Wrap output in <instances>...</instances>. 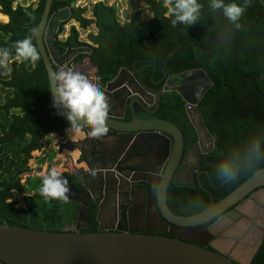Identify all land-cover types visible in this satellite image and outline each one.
Returning a JSON list of instances; mask_svg holds the SVG:
<instances>
[{"label":"trees","instance_id":"obj_1","mask_svg":"<svg viewBox=\"0 0 264 264\" xmlns=\"http://www.w3.org/2000/svg\"><path fill=\"white\" fill-rule=\"evenodd\" d=\"M79 0H52L49 10L54 43L59 53L69 48L88 47L90 53H78L73 61L88 58L97 68L100 84L112 80L125 68L147 86L161 90L168 75L202 69L212 82L198 101L204 124L213 137V150L202 155L195 172V186L167 188V204L172 212L182 216L196 214L215 203L243 183L253 172L264 167V159L242 169L235 181L221 183L215 166L222 155L241 149L252 136L264 138V6L259 0H249L239 20L240 29L208 7V0H198L202 7L198 21L192 25L178 23L173 27L167 16L165 0H143L149 16L140 10L130 19L120 22L117 9L104 2L90 9L77 5ZM14 0H0V48L9 49L7 64L0 72V223L47 232H64L77 218L78 204L68 200L45 201L38 189L42 160L38 171L30 168L46 153L50 137L63 139L71 129L50 108L47 72L40 59H15L14 42L31 37L36 47L34 28L40 21L45 0L33 4L14 5ZM243 3V0H237ZM90 13L88 16L87 13ZM70 21L81 30L90 27L86 40L79 29L71 26L68 35L64 27ZM37 48V47H36ZM38 50V49H37ZM40 55V53H39ZM1 71V70H0ZM148 114L140 105L134 111L140 118H160L176 124L184 138V148L197 140V134L185 111V102L176 92L162 93L158 104ZM132 119L127 113L125 120ZM25 189L31 190L24 193ZM23 193L24 207L12 200V192ZM230 209V208H229ZM95 212L90 221L95 224ZM218 217L211 220L213 223ZM91 229L81 233L94 232ZM211 249V248H210ZM249 264H264V236Z\"/></svg>","mask_w":264,"mask_h":264},{"label":"water","instance_id":"obj_2","mask_svg":"<svg viewBox=\"0 0 264 264\" xmlns=\"http://www.w3.org/2000/svg\"><path fill=\"white\" fill-rule=\"evenodd\" d=\"M264 6V0H259ZM52 0H45L40 21L34 28L36 47L44 63L50 89L49 107L57 116L66 121L58 107H53L50 73L60 69L79 71L94 82L97 68L88 58L77 63L73 58L78 53L89 54L88 47L69 48L63 54L55 47V30H51L49 10ZM88 63L94 73L83 71ZM139 77V72L136 71ZM93 77V78H92ZM137 77V78H138ZM132 72L121 68L118 74L104 85L99 84L110 107L116 106L120 112L109 110L106 117L107 134L92 138L87 126L82 125L79 133L82 138L74 143L76 150L87 154L84 161L86 174H95L111 162L115 171L141 172V175L157 177L156 191L152 193L155 210L162 226L178 230V238L148 235L126 231H97L81 233L74 227L81 213L90 212L88 202L78 197L69 196L78 202L79 211L75 225L65 228L64 232H47L11 226L0 223V264H249L260 246L264 228L252 254L245 262H240L215 249H209L200 239L210 240L213 236L209 222L229 208L239 206L249 198L252 192L264 187V167L256 170L243 183L221 200L211 203L206 209L188 216L175 214L167 204V188L171 180L175 186H195V172L202 155L213 150V137L208 132L203 115L197 107L198 101L212 85L202 69L188 70L177 75H168L161 90L153 89ZM177 78V80H175ZM174 83L173 85H171ZM164 92H176L185 102V111L197 134V140L186 152H183L184 138L180 128L165 119L140 118L134 111L133 103L140 105L147 113H153L147 106L158 104ZM129 100L132 111L130 121H122L125 101ZM86 147V150L83 149ZM89 146V148H88ZM193 148V150H192ZM129 159L143 162L148 166L133 167ZM105 162V163H104ZM96 163V164H95ZM180 169L175 174V168ZM108 168V167H107ZM181 176L182 181L176 178ZM77 194L84 192L73 189ZM86 210V212H85ZM239 213L243 214L237 207ZM150 229L147 232H154ZM166 234V229L160 230ZM170 231V230H169ZM167 236H172L169 233ZM199 239V241H198Z\"/></svg>","mask_w":264,"mask_h":264},{"label":"clouds","instance_id":"obj_3","mask_svg":"<svg viewBox=\"0 0 264 264\" xmlns=\"http://www.w3.org/2000/svg\"><path fill=\"white\" fill-rule=\"evenodd\" d=\"M248 3L249 0H243V3H237V0H208V7L213 12L219 11L235 29H240L239 20ZM165 6L173 27L178 23L187 26L197 22L202 7L198 0H165ZM13 48L15 59L18 61H30L34 65L40 59L30 36L14 42ZM8 59L9 49L0 48V64H7ZM49 79L52 85L53 107L60 109L58 114L64 116L67 127L79 132L82 125L87 126L92 138L107 134L106 117L110 104L99 84L84 73L72 69L53 71ZM262 159L264 138L252 136L241 149L222 155L215 166V175L221 183H231L236 180L242 169L251 167ZM38 191L45 201L51 199L68 203V184L55 169L47 170L40 176Z\"/></svg>","mask_w":264,"mask_h":264},{"label":"flooded vegetation","instance_id":"obj_4","mask_svg":"<svg viewBox=\"0 0 264 264\" xmlns=\"http://www.w3.org/2000/svg\"><path fill=\"white\" fill-rule=\"evenodd\" d=\"M176 80V79H175ZM131 96L128 97L125 101L124 109L122 112V121L125 120L127 113H131L129 100ZM137 103H133L134 105ZM148 108L150 106H147ZM111 112H120L116 106L110 107ZM156 111V109H155ZM154 113V112H153ZM152 114V113H148ZM82 138V135L78 133ZM77 138L76 140H78ZM76 140H67L64 143L57 142L55 145L57 147V151H61L62 149L69 154L74 152L77 153L75 158V164H72L71 156H66L69 162L66 160L65 162L70 163L71 167H68L66 171L62 173V177L66 180L69 192L68 196H74L82 199L83 201L88 202V209L90 212H86L85 215H82L77 220V224L74 227L78 226V231L81 232L82 230L91 229L95 225L94 232L97 231H126L132 233H141V234H148V235H160L163 237H171L174 239L178 238V230L177 229H169L165 226L163 227L160 221V216L156 213L155 210V203L152 196V193L156 191L155 183L158 181L157 177L151 175H141V172H129L128 169H121L122 173L118 174L112 163L108 162L105 163L107 167L103 170L97 171V173L93 174H86V166H84V161L87 157V154H81L78 150H76V145L74 142ZM194 143V142H192ZM192 143L189 144L187 147H183V152L189 150L192 146ZM62 148V149H61ZM89 148V146H88ZM83 149L86 150V147L83 146ZM193 150V148H192ZM130 164L133 167H140V166H148V164H143V162H136L134 159H129ZM96 164V163H95ZM70 168V169H69ZM180 166L175 168L174 173L176 174ZM177 181H182V177L179 176L176 178ZM173 182V180H171ZM73 189L77 191L84 192V195L77 194L73 191ZM264 191V187L259 190L252 192L251 196L248 199H252L255 192ZM70 200V199H69ZM74 201V200H71ZM76 202V201H74ZM78 204V211H79V203ZM237 205L231 207L223 214L218 216L219 220L223 216H226L230 221L235 222V220L240 218H246L243 214L239 213L237 210ZM77 211V215H78ZM95 212V224L90 221L91 214ZM77 219V218H76ZM216 220V221H217ZM215 221V222H216ZM215 222L209 223L212 226ZM163 228L166 229V234L161 232ZM152 229H159L154 230V232H147V230ZM170 230V231H169ZM92 233V232H91ZM169 233H172V236H167ZM220 237L219 235L213 237L210 240L206 241V238L200 239L205 243L207 248H212L222 253L229 255L220 246H213L211 243L214 239ZM199 241V239H198Z\"/></svg>","mask_w":264,"mask_h":264},{"label":"rangeland","instance_id":"obj_5","mask_svg":"<svg viewBox=\"0 0 264 264\" xmlns=\"http://www.w3.org/2000/svg\"><path fill=\"white\" fill-rule=\"evenodd\" d=\"M35 2L36 0H14L13 4L27 6L32 3L34 4ZM97 2H104L107 5L115 6L117 9V18L120 22H124L130 19L132 13L136 10H140L142 12V16H149V13L147 12V7L144 4L143 0H79L77 2V5L86 6L90 9ZM87 15L89 16L90 13L88 12ZM5 20V16L0 13V21L4 22ZM71 26H75L78 28L75 23L70 21L68 24L65 25L64 33L59 37H66ZM78 29L80 36L79 38L81 40H86L89 31L95 32V29L93 27H90L87 30H81L80 28ZM85 64L86 65L81 69H84L83 71H86L90 75H93L94 71L92 67L88 63ZM0 70V72L4 73L2 65H0ZM175 79L177 80V78ZM94 80L97 82L95 77ZM173 84L174 83H172L171 85ZM48 140L50 141L49 144L55 147L56 144H52L53 137H50ZM64 150L62 149L61 151H59V154L57 156L55 154L53 155L54 158L49 159L51 160L52 169H55L58 173H60V175H62V173L66 171L68 167H71L70 163H68L69 160L66 158V156H71V163L75 164V158L77 155L76 152L69 154ZM65 154L68 155L64 156ZM48 155V151H46L43 156L36 157L35 162L32 161L31 164L33 165L30 168L31 174L36 173L38 171L36 168L39 164H41V166L39 167L40 169L37 173L41 174L42 172L47 171L46 166H48V159L46 157ZM41 158L46 159L42 160V162H39L38 164L37 161H40L39 159ZM66 160L68 161L67 163L65 162ZM30 191L31 190L29 189H25L24 193H28ZM22 195L23 193H17L15 191L12 192V200L17 201L18 207L24 206ZM238 209L244 213L246 218L244 219L242 217L233 222L230 221L226 216H223L222 218L217 220L212 226H210V230L212 236L214 234L215 236L219 235L220 237L214 239L211 244L213 246H220L221 249H223L227 253L229 252V255H231V257L237 259L240 262H245L248 260L255 246L259 242V237L264 228V191L262 190L261 192H255L253 198H247L246 200H244L242 204L238 206Z\"/></svg>","mask_w":264,"mask_h":264},{"label":"crops","instance_id":"obj_6","mask_svg":"<svg viewBox=\"0 0 264 264\" xmlns=\"http://www.w3.org/2000/svg\"><path fill=\"white\" fill-rule=\"evenodd\" d=\"M6 20L3 22H7V17L5 16ZM96 78V77H95ZM137 78V77H136ZM152 106V105H151ZM150 106V107H151ZM79 132H76L72 129H69L66 133H65V137L63 139H57V138H54L53 137V140H52V144H57V142H61V143H64L65 141L67 140H76L77 138H80V135H78ZM52 147V148H51ZM56 149V150H55ZM48 151V154H51L52 156L56 154V156L59 154V151H57V147H53L51 146V144L48 145V148L47 150ZM55 156V157H56ZM54 158V157H53ZM59 163V161H58ZM57 166V165H56ZM25 206V205H24ZM22 206V207H24Z\"/></svg>","mask_w":264,"mask_h":264},{"label":"built area","instance_id":"obj_7","mask_svg":"<svg viewBox=\"0 0 264 264\" xmlns=\"http://www.w3.org/2000/svg\"><path fill=\"white\" fill-rule=\"evenodd\" d=\"M96 80H98V78H96Z\"/></svg>","mask_w":264,"mask_h":264}]
</instances>
